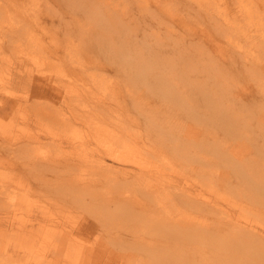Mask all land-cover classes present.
I'll list each match as a JSON object with an SVG mask.
<instances>
[{
	"label": "bare ground",
	"instance_id": "obj_1",
	"mask_svg": "<svg viewBox=\"0 0 264 264\" xmlns=\"http://www.w3.org/2000/svg\"><path fill=\"white\" fill-rule=\"evenodd\" d=\"M232 1L236 2L234 6L246 24L255 20L261 23V28L264 29L262 9L264 0H249L247 3L240 0ZM122 2H127L126 6H128L132 0H122ZM228 2L230 1L217 0L219 10L213 14L214 29L224 30L220 23L222 16L225 17L224 21L231 19V23L239 17L237 14L228 17L230 11ZM250 2H253L252 5H249ZM70 5L72 10L80 7L79 12L83 16L75 14L67 23L77 21L81 24L80 28H83L84 33L81 36V33L70 30L69 34L80 35L85 42L96 35L94 29L99 31L103 28L105 35L110 39L108 43L116 48L118 36L131 33L134 29L135 19L132 15H124L125 12L121 15L120 11L124 9L109 7L102 10L95 4V0H70ZM181 5L182 2L175 5L180 17L179 22L191 23L199 19L193 14L190 5L184 10ZM1 9L0 0V15H3ZM130 9L131 7L127 10ZM174 10L177 13L176 9ZM210 14L211 10H208L205 16L209 18ZM82 19H84L83 23H81ZM176 19L175 23H177ZM85 24L89 25L85 27ZM169 25L171 26H168L164 45H178L187 53L185 60L193 62L195 67L197 50L200 48L201 53L205 51L199 47L203 37L196 40L194 32V37L190 41H180L179 32H172L176 28L174 22L171 21ZM186 29L190 30L192 27L189 25ZM243 29L252 30V26L247 25ZM10 33L16 34L17 29ZM169 38L172 41H169ZM256 40V35L251 38L250 32H247V45L254 46ZM130 44V41H124V46L114 49L108 64H103L100 58H96L84 65L89 58L87 56L85 61L70 66L68 74L64 71L59 73L61 76L59 78L41 79L40 87H38L40 82L34 85L36 91L42 92L36 96L34 88L31 94L27 93L28 96L21 98L6 96L7 89H4L3 82L0 81V201L4 210L10 208L6 214L4 210L0 213V264H113L105 256V248L110 245L120 252L123 261L119 264H186L187 262L189 264H264V253L250 254L247 250L244 254L228 256L225 260L220 252L210 251V248L215 249L214 245L210 247L203 245L200 250L202 257L200 260L195 255L194 257L187 255L185 258L174 253L177 251L176 248L184 252L188 241L200 240L203 234L205 239L212 237L213 243L216 244H221L223 239H227L238 250L241 246L250 247L253 244L258 246L257 239L261 234L251 226L242 224L236 214L216 206L212 200L202 198L204 193L201 188L199 189L200 181L193 185L181 184L179 187L174 184L171 177L177 170L178 161L183 158L178 156L179 149L186 150L188 157L194 163H199L198 159L202 153L211 148L217 152L218 148L222 150L226 147L224 139L222 140L220 136L221 128L219 131L215 130L208 122L221 119L228 129L235 120L231 118L225 122L224 111L228 107L220 101L219 94L211 90L206 91L205 97H202L203 102L199 105L195 92L203 87L198 77L200 72L192 70L193 67L187 68L188 62L184 60L177 64L174 56L171 57V62L168 65L164 64L163 77L159 74L163 65L157 57L147 60L136 57L139 62L137 66L142 63L148 65L151 61L156 64L162 89L170 87L178 92L182 91L178 83H181L182 87L191 84L189 85L191 88L183 90L181 106L170 113L172 119L170 125H164L155 119L154 114H157V111L151 106L139 111L140 115L137 116L139 119H132L133 114L126 112L129 105L127 98L122 99V103L120 101L123 90L118 91V96L111 92L109 99L90 97L93 93L92 88L97 89L96 84L102 82L97 80L99 74L93 72L91 75V69L97 66L119 71L123 65L116 66L111 62L115 58L116 50H128ZM247 45L245 48L242 45L239 47L238 57L243 58L239 61L236 59L231 61L229 63L231 69L228 66H221L227 70V78H234V83L242 76L253 79L256 77L257 83L262 81L264 85V62H260V57L253 54ZM245 50H250L252 57L248 58L244 54ZM0 57L7 63L3 64L2 68L11 70L8 64L13 63L6 56L3 43L0 44ZM49 57H61V55L59 51L53 50L49 52ZM19 63L21 67H26L25 72L28 76L33 75L29 61ZM242 66L244 72L254 75L248 77L243 74ZM252 67L262 69L258 70L260 74L252 71ZM148 70L145 68L139 72L143 74L142 72ZM201 72H205L209 79H215L218 75L216 71ZM3 74H8V71L4 70ZM66 76H70L71 79ZM193 76L198 81L192 78ZM128 77L131 83L138 80L136 74L130 73ZM12 78L14 83L23 89L24 76L16 74ZM27 83L23 90L27 88ZM81 88L88 90H84L83 94ZM262 89L264 90V86ZM125 90L129 92L130 88L126 87ZM258 91L260 88L255 90ZM160 92L161 90L157 91L164 99V90L161 94ZM133 93L138 94L136 90ZM144 93L142 92L140 97L141 102ZM5 97L15 100H6ZM138 98L136 95H129V103L135 104ZM166 98L170 104V99L179 101L173 97ZM110 100L115 103L114 109ZM204 104L213 109V114H205L207 110L202 107ZM7 105H10L15 113L22 114L20 122L24 123L21 129L24 141H20L17 135L19 122L17 125L12 117H8ZM234 106L233 112L238 116H240V107L242 112L246 110L242 105ZM139 108L144 106L141 104ZM177 110L178 113L175 112ZM3 113L5 118L2 117ZM33 115L37 118V129H42L43 136L58 144L54 151L44 150L48 145L44 143L46 139L39 134V129L34 130L35 128L30 126L34 120ZM166 123L170 121L167 120ZM205 124L207 127H202ZM236 131L239 132L240 138L245 136L248 138L247 131L241 125L237 126ZM254 145L251 141H245L242 148H252ZM17 153L22 154L24 159L20 160ZM222 153L226 155V164L237 162L242 166L240 171H235L233 174L240 178L241 185L237 186L239 181H235V186L233 182L227 185L230 179L226 171L225 176L221 175L216 181V187L228 188L229 193H238V188L244 186V190L250 193V198L258 195L259 188H264V167L258 159V152L252 150L251 154L255 153V155L248 157V161L242 155L243 151L233 152L226 147ZM62 154L65 156L63 157ZM19 163L21 170L18 169ZM193 164H187L185 168H189L192 172L198 171L196 163ZM192 174L196 175V173ZM32 195L36 198L34 204ZM222 196V201L229 202L228 198L235 199L230 194ZM80 197L84 206L93 209V214L83 215L77 210L75 205L80 204L77 201ZM251 203L259 204L258 197ZM66 212L70 214H64L66 216L62 218L61 214ZM10 213L14 214L10 215ZM20 213L21 216L12 222V218ZM210 215L214 216L216 223L208 222ZM73 217L75 218L72 219ZM118 227L124 231L117 229ZM114 228L116 231H113ZM49 254L57 260L48 258ZM212 256L219 258L220 261L214 262Z\"/></svg>",
	"mask_w": 264,
	"mask_h": 264
},
{
	"label": "rangeland",
	"instance_id": "obj_2",
	"mask_svg": "<svg viewBox=\"0 0 264 264\" xmlns=\"http://www.w3.org/2000/svg\"><path fill=\"white\" fill-rule=\"evenodd\" d=\"M60 1L1 0V12L4 14L0 15V44H4L6 56L10 58L13 63L8 64L9 66H11V70L3 69L2 65L7 63L5 62L6 60H3L0 57V81L3 82L4 89H7L6 93L8 94L6 96L16 98L28 96L27 93H32L34 85L37 82H40L38 85V87H40V85L42 84L41 79L45 77L59 78L61 77L59 73L64 71H67L68 74V68L70 66L85 61L87 56H89V58L86 59L84 65L88 64L92 60H95L96 58H100L103 64H108V59L111 57V52L114 49H120L122 46H124V41H130V48L125 51L116 50L115 58L111 62V64H114L116 66H119L120 64L123 65V68L119 71H115L109 67L99 68L93 65L95 67L91 69V75L93 72L99 74L97 80H100L102 82L96 84L97 89L92 88L93 93L90 97H106L109 99L111 92H114L115 96H118V91L123 90L120 101L122 103V99L127 98V102L129 105L127 106L126 112L128 114H133L132 119L135 120L136 118H138L137 116L140 115V110L146 109L151 106L154 108V110L157 111V114H154L155 119H157L160 123H164V125H170L172 124L170 113L173 112V110H176L177 107L181 106L180 101L183 90L191 88V84H189L190 86L186 84V86L182 87L181 83H176L179 89L182 90L178 92L177 90L170 89V87L162 89L159 84L160 76L158 75L156 64L151 61L148 65L146 63H142L141 65L137 66L136 64H139V62L136 60V57H140L141 59L145 60L157 57L158 61H160L163 65L161 66L159 71V74L163 77L164 64L168 65L171 62V57L174 56V60L177 64L182 63L185 60L187 53L183 52L182 48H179L178 45H164V38L168 33V26H171L169 24H171L172 21L174 22L176 27L172 32H179L178 39L180 41H190L191 38L194 37V32L196 33V40L199 37H203L201 39L202 43L199 47L203 48L205 51L204 53H201V49L198 47L199 49L196 52L198 58L196 59L195 67H193V62H191L190 60H185L186 62H188H185L187 68L193 67L192 70H195L197 73L200 72L198 77L200 80V84L203 87H200V89L196 90L195 92L197 102L199 103V105H201L203 102L202 97H205L206 91L211 90L213 91V93L219 94L220 101H223L226 107H228L227 110L224 111L226 116L225 122H227L228 119L231 118L235 119L231 127L228 129L226 128V123L224 124L221 119H215L213 122H208L209 125L211 127H214L215 130L218 131L219 128H221L220 136L222 137V140L224 139L226 147L230 148L233 152L243 151L242 155L246 158V161L249 160L248 157H251V155H255V153L251 154L252 150L257 151L258 159L261 160L262 167H264V90L262 89L264 85L260 80V83H257L256 77L255 79L250 77L254 74L250 72H244L243 66V74H246V76L250 78L240 76L241 78H237V82L234 83V78H227L228 72L221 66H228V68L231 69L229 66V63L231 61L233 62L235 59L239 61L241 60V58H243L238 57L239 47L242 45L245 48L248 44V41H246L247 32H250L251 38L253 37V35H256L257 37L254 46H247L252 50L253 54H256L260 57V62H264V43L261 44L262 42H264V39L261 38L264 37V29L261 28L262 24L257 23L255 20L250 24H246V22L239 15L240 13L237 12V9L234 6L236 2L228 0L230 1L228 2V7L230 9V11H228V17L235 14L239 15V17L234 21V23H231V19L224 21L223 19H225V17L222 16V18L220 19V23L221 28H223L224 30H221L214 29L212 25L214 23L213 18L215 17V15L213 14H215L219 10L216 3L217 0H132V3L128 4V6H126L127 2H122V0H95V4H97V6H99L102 10L109 7H116L118 10L121 8L124 9V11H120L121 15H123V13L125 12L124 15H132L135 19L133 31L125 35H119L116 41L117 43L115 48L111 45V43H108L110 39L105 35L103 28H101L99 31L97 29H94L96 35L88 38L87 42L82 40L81 36H83L84 32H82L83 28H80L81 24L77 21L70 24L67 23L69 20H72L75 14L76 16H83L82 13L79 12L81 8L79 7L75 10H72L70 0ZM240 1H246V3L249 2V0ZM19 2L22 4H20ZM180 2H182L181 8L183 10L188 5H190L193 14H195L199 19H196V21H192L191 23L189 21L179 22L178 19H180V17H178V9L175 5L179 4ZM15 3L16 5H14ZM252 3L253 2H250L249 5H252ZM130 7L131 9L128 11L127 9ZM173 8L176 9L177 13ZM262 9L264 10V6H262ZM208 10H211L209 18L205 16ZM175 19L177 23H175ZM83 22L84 19L81 20V23ZM165 22H167V24H165ZM146 23L150 25L146 26ZM72 25L74 27H72ZM87 25L89 24H85L84 26L86 27ZM189 25L192 27V29L190 30L186 29V27H188ZM247 25H251L252 30H244L243 28ZM16 29L17 33L12 35V33L10 32ZM70 30L75 31V33H81V36H70ZM100 36L102 39L100 38ZM169 41L172 40L169 38ZM65 49L67 50L65 51ZM53 50L59 51L61 57H49V52ZM244 54L248 58L252 57L250 50H245ZM183 56L185 57L182 58ZM23 61H29V64L33 68V75L28 76V73L25 72L26 67H21L19 62ZM145 68H148L149 70L147 72H142L143 74H140L139 71ZM234 68H236V65L234 66ZM4 70H7L8 74H3ZM203 70L210 72L216 71L218 73L217 78L209 79L206 76L205 72H201ZM251 70L258 73V70L262 69L252 67ZM130 73H132L133 75H138V80L136 82L131 83L130 81H128V75ZM16 74H21L24 76L25 81L22 83L24 87L25 83H27L28 81L27 88L25 90H23L24 87L23 89H21L19 85H16L14 83L12 77ZM258 74H260V72ZM66 77L71 79L70 76ZM192 78L196 79V77L194 76ZM196 81L198 80L196 79ZM126 87L130 88L129 92H126ZM259 88L261 92H255V90H259ZM35 89L36 88H34V90ZM81 90L84 94L85 91L88 90V88H81ZM134 90H136L138 94H134ZM146 90L148 91L146 92ZM158 90H161L160 94L164 90V99H162L161 95L157 93ZM142 92H145L143 94V102H141L140 100ZM41 93V91L36 90L34 92L35 96L36 94ZM129 95L138 96V101L135 104H130ZM166 97H173L175 99H179V101L175 102L169 98L171 102L170 104L169 101H167L168 98ZM190 97L191 96L189 95V98ZM5 98L6 100H15L9 99L7 97ZM110 103L112 104L114 109V101L110 100ZM141 104L144 106V108H139ZM32 105H34V103ZM234 105H242L246 108V110L242 112L240 107V116H238V114L233 112V108L235 107ZM202 107L207 110L205 114H213V109L210 106L204 104ZM7 108L8 110L6 112H8V117H12L15 123L19 122L20 125L19 130L17 131V135L19 136L18 138L20 139V141H24L22 138L23 130H21L23 129L22 125H24V123L20 122L22 116L21 112L15 113L14 111H12L10 105H7ZM46 110H48V108H46ZM175 112L178 113L179 111L177 110ZM113 113L116 114L115 111H113ZM2 117L5 118L4 113ZM33 119L34 120L30 123V126L34 127V130H38L39 128L37 129V118H35L34 115ZM167 120H169L170 123H166ZM133 122L134 121H132V123ZM238 125H241V127L244 128L245 131H247L248 138L246 136L243 138H240V136H238L239 132L236 131ZM202 127L207 126L205 124V126ZM39 134H41L42 137L46 139L44 143L48 144L46 145V147H44V150H48V152L52 150L54 151L55 147L58 144L52 142V140L48 139L47 137H44L41 128L39 129ZM245 141L253 142L255 144L254 147L246 149L242 148V145ZM49 142H52V144H49ZM226 147H223L222 150L225 151ZM222 150L218 148V151L215 152L213 148H211L207 152L202 153L199 156L200 159H198L199 163L195 162L199 170L196 172H192L189 168H185V166L187 164H193V160L188 157V153L186 150L179 149L178 156H183V158L178 161L176 165L177 170L171 175V177L173 178L174 184L178 185L179 187H181V184L183 185L187 183L188 185H193L199 183L200 181L201 183H199V189L201 188L204 193V197H201L206 198L208 201L212 200L216 206L222 207L225 210L236 214L239 218L238 220L242 221V224L251 226L258 234H261V236L257 239V243L259 244L258 246L253 244L250 247H248V245H246V247L241 246V248L238 250L234 246H232L227 239H223V242L221 244H216L213 243L214 240L212 239V237L205 239L203 234L200 240H196L193 242L188 241L185 244L186 249L183 250L184 252H181L180 249L178 250V248H176L177 251L174 253L177 255L183 257H187V255H193L194 257L195 255L198 260H200L202 258L200 256V250H202L203 245H207L208 247L214 245L215 249L210 248V251L212 250L220 252L221 257L224 259L235 254H244V252H246L247 250H249L250 254L264 253V188H259V192L257 193L258 195L250 198V193L244 190V186L238 188V193H229L228 188L221 189L219 187H216V181L220 179L221 175L225 176L224 173L226 171L229 173L228 178L230 179L227 181V185L233 182V185L235 186V181H239L237 186L241 185L240 178H237V176H234L233 174L235 173V171H240L242 166L237 162H235L234 164H226V155H224L225 153H222ZM62 156L64 157L65 155L62 154ZM17 157H19L20 160L24 159L22 158L24 156L19 153H17ZM195 163L193 165H195ZM198 164L200 166H198ZM20 165L21 163L18 164V169L21 170L22 168ZM192 173H196V175H193ZM223 194H230L235 197V199L228 198L230 200L229 202L222 201L221 199L223 198ZM257 197L259 204H252L251 201H253ZM81 200V197L77 199V201L80 202V204L75 205V207L78 208L77 210H79V212L83 215L86 214L89 216L93 214V209L84 206ZM35 201L36 198L34 197V195H32V203L34 204ZM241 208L243 209L240 210ZM3 210L4 207L2 202L0 201V213ZM7 210H10V208L4 210L5 214ZM13 214L14 213H10V215ZM64 214L70 213L66 212L61 214L62 218L66 216ZM19 216H21V213L13 217L12 222H15L17 217ZM74 218L75 217H73L72 219ZM210 221L216 223V219L213 215L209 216L208 222ZM117 229L124 231V229L120 227H118ZM113 231H116V229L114 228ZM188 238L190 239V237ZM93 240L94 239H92V241ZM45 252L46 250H44V253ZM105 256L106 259H109V261L113 264H119L123 261L120 256V252L112 245L105 248ZM48 258L57 260L52 254H49ZM214 259V262L216 263L220 261L219 258L214 257Z\"/></svg>",
	"mask_w": 264,
	"mask_h": 264
}]
</instances>
